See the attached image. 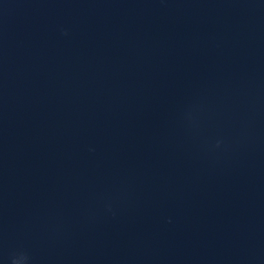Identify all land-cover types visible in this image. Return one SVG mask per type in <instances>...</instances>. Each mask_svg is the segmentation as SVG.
<instances>
[{"label": "water", "instance_id": "1", "mask_svg": "<svg viewBox=\"0 0 264 264\" xmlns=\"http://www.w3.org/2000/svg\"><path fill=\"white\" fill-rule=\"evenodd\" d=\"M0 264H264V0H0Z\"/></svg>", "mask_w": 264, "mask_h": 264}]
</instances>
